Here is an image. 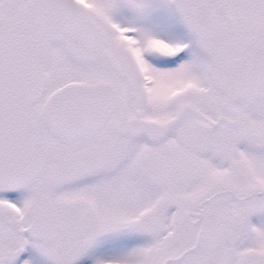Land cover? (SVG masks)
<instances>
[{
	"label": "snow or ice",
	"instance_id": "snow-or-ice-1",
	"mask_svg": "<svg viewBox=\"0 0 264 264\" xmlns=\"http://www.w3.org/2000/svg\"><path fill=\"white\" fill-rule=\"evenodd\" d=\"M0 264H264V0H0Z\"/></svg>",
	"mask_w": 264,
	"mask_h": 264
}]
</instances>
